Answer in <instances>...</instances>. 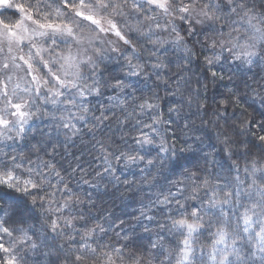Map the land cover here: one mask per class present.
I'll return each mask as SVG.
<instances>
[{
  "label": "clouds",
  "instance_id": "obj_1",
  "mask_svg": "<svg viewBox=\"0 0 264 264\" xmlns=\"http://www.w3.org/2000/svg\"><path fill=\"white\" fill-rule=\"evenodd\" d=\"M0 264H264V0H0Z\"/></svg>",
  "mask_w": 264,
  "mask_h": 264
}]
</instances>
